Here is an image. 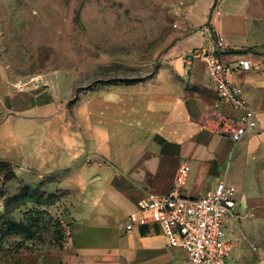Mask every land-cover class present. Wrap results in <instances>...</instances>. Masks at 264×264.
Segmentation results:
<instances>
[{"label": "rangeland", "instance_id": "obj_1", "mask_svg": "<svg viewBox=\"0 0 264 264\" xmlns=\"http://www.w3.org/2000/svg\"><path fill=\"white\" fill-rule=\"evenodd\" d=\"M177 1L0 0V264H152L146 259L160 254L135 259L122 254L128 242L137 253L139 235L125 230L127 214L94 206L93 192L102 182L86 187L84 180L79 186L89 206L82 220H74L73 184L55 182L62 177L60 159H69L55 132L61 121L69 125L73 100L79 96L84 110L91 98L79 85L137 80L167 61L162 57L179 23ZM42 75L48 76L52 96L47 106L20 112L16 99L14 110L6 108L27 86L32 103L30 90ZM230 125L224 120L227 129ZM63 143L73 145L69 134ZM242 146L243 140L230 149L228 181L237 186L238 197L264 193L258 176L264 174V157ZM247 220L229 219V237ZM156 239L167 253V238ZM170 253L176 261L184 259L180 248Z\"/></svg>", "mask_w": 264, "mask_h": 264}, {"label": "crops", "instance_id": "obj_2", "mask_svg": "<svg viewBox=\"0 0 264 264\" xmlns=\"http://www.w3.org/2000/svg\"><path fill=\"white\" fill-rule=\"evenodd\" d=\"M175 5L179 23L162 57L167 61L159 62L150 75L135 82L96 79L88 85H79L78 89L89 91L91 98L84 110L78 106L79 96L73 100L69 125L61 121L55 132L60 147L69 157L60 159L62 177L55 182L73 184L72 197L76 202L71 214L75 221L82 220L84 207L88 211L87 197L84 200L79 187L84 180L86 187L102 182L93 192L94 206L100 203L128 217L138 210L139 202L148 192L170 193L178 168L185 160L191 170L182 191L184 195H204L223 179L232 184L225 162L231 147L237 144L230 138V132L241 112L220 101L205 64L194 57L201 48L217 47L214 36L223 50L220 55L224 62L236 64L247 59L252 63L251 69L234 72L230 79L243 88L244 97L257 114V127L242 139L243 152L264 157V0H178ZM55 73L59 70L51 75ZM46 77L42 75L41 81L33 84L32 103L25 96L27 86L18 90L15 98L8 99L6 108L14 110L16 99L20 112L47 106L52 96ZM224 120L231 123L229 129ZM67 134L73 142L71 146L62 144ZM94 166H98L97 171ZM252 172L255 173V168ZM258 176L264 180L263 173ZM87 178L92 179L86 182ZM237 201L239 220L242 217L248 220L244 228L232 235L234 238L228 235V220L236 221L232 218L225 221L227 239L235 245L232 264H264V193L243 192ZM125 230H137L138 254L130 249L133 243L129 242L122 244V254L147 258L149 252H156L160 254L146 261L187 263L182 248L183 260L176 261L170 253L172 248L179 247L169 244L160 225L133 230H127L125 225ZM156 236L167 238V253L161 251Z\"/></svg>", "mask_w": 264, "mask_h": 264}, {"label": "built area", "instance_id": "obj_3", "mask_svg": "<svg viewBox=\"0 0 264 264\" xmlns=\"http://www.w3.org/2000/svg\"><path fill=\"white\" fill-rule=\"evenodd\" d=\"M194 57L205 64L220 101L241 112L230 132L232 141L240 142L257 127V114L244 97L243 88L232 82L230 75L251 69V61L241 59L236 64L226 63L216 45L197 50ZM190 170L189 162L182 161L170 193L148 192L139 202L138 210L129 215L126 229L158 224L169 244L186 252L188 264H232L235 245L227 239L225 221L227 218L239 221L237 187L223 179L204 195L186 196L182 191Z\"/></svg>", "mask_w": 264, "mask_h": 264}, {"label": "water", "instance_id": "obj_4", "mask_svg": "<svg viewBox=\"0 0 264 264\" xmlns=\"http://www.w3.org/2000/svg\"><path fill=\"white\" fill-rule=\"evenodd\" d=\"M212 9H214V7ZM210 29H211V27H210ZM211 34L213 35V30L211 31ZM213 39H214L215 43L217 44V52L219 54H223V50L221 49V46L219 45L218 39L215 36L213 37Z\"/></svg>", "mask_w": 264, "mask_h": 264}, {"label": "trees", "instance_id": "obj_5", "mask_svg": "<svg viewBox=\"0 0 264 264\" xmlns=\"http://www.w3.org/2000/svg\"><path fill=\"white\" fill-rule=\"evenodd\" d=\"M135 81H137V80L123 81V82H126V83H131V82H135ZM112 83H114V82H112Z\"/></svg>", "mask_w": 264, "mask_h": 264}]
</instances>
